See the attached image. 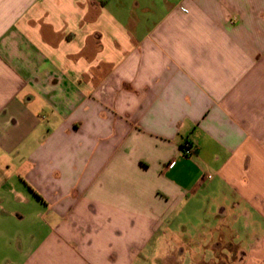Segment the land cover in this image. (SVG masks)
Masks as SVG:
<instances>
[{"label":"crops","instance_id":"obj_1","mask_svg":"<svg viewBox=\"0 0 264 264\" xmlns=\"http://www.w3.org/2000/svg\"><path fill=\"white\" fill-rule=\"evenodd\" d=\"M147 262L264 264V0H0V264Z\"/></svg>","mask_w":264,"mask_h":264},{"label":"built area","instance_id":"obj_2","mask_svg":"<svg viewBox=\"0 0 264 264\" xmlns=\"http://www.w3.org/2000/svg\"><path fill=\"white\" fill-rule=\"evenodd\" d=\"M183 153H184V156L190 157L194 155L195 148L190 143H185L183 146Z\"/></svg>","mask_w":264,"mask_h":264},{"label":"rangeland","instance_id":"obj_3","mask_svg":"<svg viewBox=\"0 0 264 264\" xmlns=\"http://www.w3.org/2000/svg\"><path fill=\"white\" fill-rule=\"evenodd\" d=\"M157 262H159V261H157ZM157 262H156V263H153V262H152L151 264H159V263H157ZM147 264H150V263L147 262Z\"/></svg>","mask_w":264,"mask_h":264}]
</instances>
